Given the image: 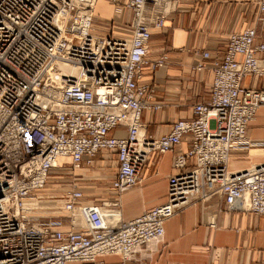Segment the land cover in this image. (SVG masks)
Returning a JSON list of instances; mask_svg holds the SVG:
<instances>
[{
	"label": "built area",
	"instance_id": "2783aa9c",
	"mask_svg": "<svg viewBox=\"0 0 264 264\" xmlns=\"http://www.w3.org/2000/svg\"><path fill=\"white\" fill-rule=\"evenodd\" d=\"M98 1L0 0V264L95 263L105 255L141 264L140 251L164 240L166 221L215 194L226 213L264 215V161L244 171L228 168L233 151L260 146L247 133L264 106V87L243 84L264 76L257 30L228 34L221 56L200 53L195 70L212 59L208 101L154 138L143 114L164 104L152 100L143 78L146 69L168 63L166 55L150 59L153 30L165 28L166 15L149 10L152 0H114L131 15L132 37L97 36ZM258 5L264 21V0ZM169 152L175 173L166 202L111 225L151 156ZM99 154L114 159L117 171L112 196L91 203L79 173L93 168ZM52 183L64 186L61 197L45 194Z\"/></svg>",
	"mask_w": 264,
	"mask_h": 264
},
{
	"label": "crops",
	"instance_id": "0c3cea01",
	"mask_svg": "<svg viewBox=\"0 0 264 264\" xmlns=\"http://www.w3.org/2000/svg\"><path fill=\"white\" fill-rule=\"evenodd\" d=\"M114 0H100L94 9L93 32L97 36L130 39L131 15L125 8L118 9ZM126 4L130 0H115ZM260 0H179L169 3L165 28L153 30L150 42V59L166 55L168 63L155 72L146 69L143 82L154 92L153 101L164 107L159 111H145L143 123L146 133L154 138L170 133L173 124L193 116L192 108L206 102L210 96L213 75L212 59L205 60L206 68L195 70L202 61L200 53L209 51L213 57L225 53L228 34L247 28L257 30V42H264V21H259ZM177 4V5H176ZM259 56V54H258ZM244 86L264 87L263 77H246ZM247 138L260 146L249 150L233 151L228 168L232 172L248 170L264 161V106L255 121L249 125ZM107 155L99 154L94 167L104 166ZM173 153H154L141 171V183L122 195V221H130L145 210L167 200ZM239 159L241 165L233 166ZM92 177L83 169L78 182L87 194L86 201L100 203L110 198L112 181L116 175ZM105 182L104 190L100 191ZM102 192V193H100ZM134 199L130 206L128 200ZM224 199L215 194L204 202H197L165 223L162 242H152L140 253L141 264H264V215L247 212L225 213ZM120 255L99 256L95 263L121 264ZM140 264V263H128Z\"/></svg>",
	"mask_w": 264,
	"mask_h": 264
},
{
	"label": "rangeland",
	"instance_id": "374dc122",
	"mask_svg": "<svg viewBox=\"0 0 264 264\" xmlns=\"http://www.w3.org/2000/svg\"><path fill=\"white\" fill-rule=\"evenodd\" d=\"M173 1L176 2V1H179V0H165V1H163L164 3H162V5H161V8L162 9L159 8L158 11L159 12L162 11L161 13H163V14L166 15L169 12V11H166V10L169 9V3L171 2L173 4ZM163 10L166 11V12H164ZM118 135H122V132H119ZM112 161H113L112 158H109L108 163L107 164H104V166H101V167H100V165L98 167H94L93 166V168H91L89 170H86V172H87V174L92 175V177H95V176L97 177V175H101V176H104V177L106 175H109L111 177L113 175V173H114V170H115V166L112 164ZM241 164H242V161H240L239 159H237L233 163V166H238V165H241ZM56 178H59V179L62 180L61 176L60 177H56ZM52 182H57V180H52ZM105 182H107V181H104L103 182L104 184L102 185L101 188L99 187V190L100 191L104 190V188H103V187H105L104 185H107ZM63 189H64V186H58V184H53L52 183L50 185V187H48V189H47V191H46L45 194H49V193H51V191H52V193H55L53 191H56L57 195L59 197H61L62 194H63L62 193ZM100 193H102V192H100ZM135 202L136 201L134 199H132V201H129L128 200V204L130 206L135 205ZM50 205H53L52 202H50ZM121 213H122V211H121ZM114 214H117L118 215V213H112V215H114ZM115 217H117V216H115ZM112 220H115V218H112L111 221ZM81 224L84 225V222H81Z\"/></svg>",
	"mask_w": 264,
	"mask_h": 264
},
{
	"label": "bare ground",
	"instance_id": "6f19581e",
	"mask_svg": "<svg viewBox=\"0 0 264 264\" xmlns=\"http://www.w3.org/2000/svg\"><path fill=\"white\" fill-rule=\"evenodd\" d=\"M153 1V6L149 9L150 11H152V12H159L158 11V9L160 8V9H162L161 8V5H162V3H164L163 1H165V0H152ZM164 11V10H163ZM162 12V11H161ZM164 12H166V11H164ZM55 69V68H54ZM70 72H72V73H74L75 72V70L74 69H71L70 70ZM54 74H55V72H54ZM256 165V164H255ZM255 165H253L252 167H250L249 169H253L254 168V166ZM41 204L43 205V206H47V205H50V202H48V201H42L41 202ZM113 213H118V215L117 214H114V215H112L113 216V218H115V220H112L111 221V219H109V223L111 224V225H114L120 218H122V216H121V211L120 212H118V211H115V212H113ZM226 213V212H225ZM115 216H117V217H115ZM78 222H84V220L82 219V218H79V220H78ZM84 224H85V222H84Z\"/></svg>",
	"mask_w": 264,
	"mask_h": 264
}]
</instances>
